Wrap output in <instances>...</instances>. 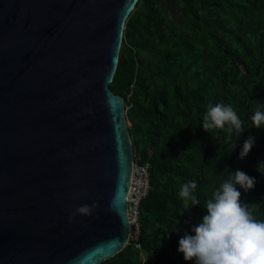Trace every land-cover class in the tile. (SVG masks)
I'll use <instances>...</instances> for the list:
<instances>
[{
	"label": "water",
	"instance_id": "water-1",
	"mask_svg": "<svg viewBox=\"0 0 264 264\" xmlns=\"http://www.w3.org/2000/svg\"><path fill=\"white\" fill-rule=\"evenodd\" d=\"M138 1L0 0V264H101L129 244L134 150L110 85Z\"/></svg>",
	"mask_w": 264,
	"mask_h": 264
},
{
	"label": "trees",
	"instance_id": "trees-1",
	"mask_svg": "<svg viewBox=\"0 0 264 264\" xmlns=\"http://www.w3.org/2000/svg\"><path fill=\"white\" fill-rule=\"evenodd\" d=\"M110 88L125 100L134 159L150 163L151 188L140 204L138 240L101 264H195L178 251L179 239L194 235L229 171L256 179L254 189L237 188L264 219V175L257 171L264 129L251 121L256 102L264 104V0H139ZM217 103L240 116L239 138L203 129L208 105ZM249 136L255 144L240 159ZM188 181L197 183L200 205L186 207L179 196Z\"/></svg>",
	"mask_w": 264,
	"mask_h": 264
},
{
	"label": "clouds",
	"instance_id": "clouds-1",
	"mask_svg": "<svg viewBox=\"0 0 264 264\" xmlns=\"http://www.w3.org/2000/svg\"><path fill=\"white\" fill-rule=\"evenodd\" d=\"M251 117L257 129H264V104L257 103ZM202 127L206 132L221 129L236 135L244 132L243 121L232 105L209 104L203 115ZM255 137L249 136L242 146L239 158L244 159L252 150ZM237 145L232 146V151ZM229 170L227 167L225 168ZM257 171L264 175V162L259 163ZM256 179L237 169L229 171L226 180L221 181L212 197L205 203L207 214L201 222L192 227V234L187 232L179 239L178 251L185 261L195 264H264V219L257 218L255 204H245L241 200L242 193L254 189ZM197 189L195 181L185 182L179 192L187 207L200 205L193 195ZM98 205L80 206L75 214L90 216ZM72 218L70 217V222Z\"/></svg>",
	"mask_w": 264,
	"mask_h": 264
},
{
	"label": "built area",
	"instance_id": "built-area-1",
	"mask_svg": "<svg viewBox=\"0 0 264 264\" xmlns=\"http://www.w3.org/2000/svg\"><path fill=\"white\" fill-rule=\"evenodd\" d=\"M150 169L149 162L133 163L131 185L128 194V217L131 227L130 237L132 240H138L140 236V204L143 198L148 194L150 185Z\"/></svg>",
	"mask_w": 264,
	"mask_h": 264
},
{
	"label": "rangeland",
	"instance_id": "rangeland-1",
	"mask_svg": "<svg viewBox=\"0 0 264 264\" xmlns=\"http://www.w3.org/2000/svg\"><path fill=\"white\" fill-rule=\"evenodd\" d=\"M128 124V123H127ZM128 127H129V124H128ZM132 240V237H130V239H129V242Z\"/></svg>",
	"mask_w": 264,
	"mask_h": 264
}]
</instances>
